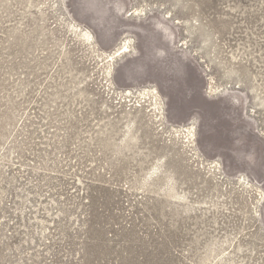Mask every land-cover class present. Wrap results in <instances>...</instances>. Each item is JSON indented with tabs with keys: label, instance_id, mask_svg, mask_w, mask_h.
<instances>
[{
	"label": "rangeland",
	"instance_id": "374dc122",
	"mask_svg": "<svg viewBox=\"0 0 264 264\" xmlns=\"http://www.w3.org/2000/svg\"><path fill=\"white\" fill-rule=\"evenodd\" d=\"M91 2L0 0V264H264V0Z\"/></svg>",
	"mask_w": 264,
	"mask_h": 264
},
{
	"label": "snow or ice",
	"instance_id": "6c2138e0",
	"mask_svg": "<svg viewBox=\"0 0 264 264\" xmlns=\"http://www.w3.org/2000/svg\"><path fill=\"white\" fill-rule=\"evenodd\" d=\"M91 0H70L69 7L74 10V13L81 17V23L91 28L95 33L96 42L99 43L100 47L104 51H111L114 45L117 43L118 33L114 31H108L104 29L97 28L96 25L92 24L91 21L93 19L89 9L96 7ZM149 37H144L143 41L147 42ZM140 48V55L136 57L134 61H130L125 64H119L117 61L118 67L116 69V74L119 79L122 81L133 80L140 84L145 82L146 78H150L151 66L154 62V59L157 55H163V53H157L156 48L161 47L159 43L155 45V47L149 44L148 51L145 52V48L142 43L137 45ZM165 51H167V46L163 45ZM125 53H127L128 49H123ZM117 56H120V52H116ZM126 87H131V84H125Z\"/></svg>",
	"mask_w": 264,
	"mask_h": 264
},
{
	"label": "bare ground",
	"instance_id": "6f19581e",
	"mask_svg": "<svg viewBox=\"0 0 264 264\" xmlns=\"http://www.w3.org/2000/svg\"><path fill=\"white\" fill-rule=\"evenodd\" d=\"M125 46H126V45L124 44V45L120 48V50L123 49V48H124V49H125V48L127 49V47H125Z\"/></svg>",
	"mask_w": 264,
	"mask_h": 264
}]
</instances>
